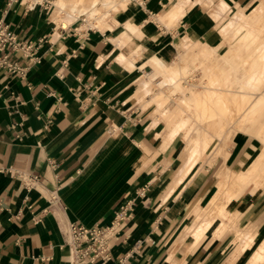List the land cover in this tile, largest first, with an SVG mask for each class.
Instances as JSON below:
<instances>
[{"label": "crops", "instance_id": "0c3cea01", "mask_svg": "<svg viewBox=\"0 0 264 264\" xmlns=\"http://www.w3.org/2000/svg\"><path fill=\"white\" fill-rule=\"evenodd\" d=\"M47 1V8L28 11L0 0V24L20 40H42L39 63L12 55L20 65H30L25 78L0 69V264H69V225H108L129 199H134L132 215L109 242V264H227L225 236L198 246L192 236H181L193 207L195 175L182 191L179 182L164 196L174 181L164 176L171 164L153 161L156 154L147 145L162 130L146 129L152 110L148 116L135 98L146 69L152 72V58L169 62L185 38L220 42L222 17H212L213 6L188 0L199 5H186L184 15L166 26L157 19L178 0H135L112 12L115 24L101 30L81 26L90 20L89 11L54 15L57 0ZM219 1L234 10L252 4ZM122 32L141 50L116 47L112 39ZM16 172L37 176L36 187L24 188ZM263 199L236 210L238 220L252 222L254 205ZM178 240L179 249L201 255L172 257Z\"/></svg>", "mask_w": 264, "mask_h": 264}, {"label": "bare ground", "instance_id": "6f19581e", "mask_svg": "<svg viewBox=\"0 0 264 264\" xmlns=\"http://www.w3.org/2000/svg\"><path fill=\"white\" fill-rule=\"evenodd\" d=\"M198 1L201 2V0H194V2ZM202 1L210 6L212 0ZM128 2V0H57L54 15L63 10L68 16L77 17L89 11L90 22L84 18L85 25L86 22L91 24L92 19H95L93 22L95 27L102 30L115 24L112 12L124 8ZM192 4L193 2H188V0H178L163 16L158 17L159 22L166 26L175 24L184 15L186 5L188 7ZM213 8L216 19L223 17L228 11L227 6L223 3L213 6ZM251 15L252 13L242 21H237V18L234 17L230 22L224 24L223 31L228 34L226 36L227 43L234 41V44L222 59H218L209 49L210 47L202 46L201 42L195 39L185 38L180 44L184 52L175 53L172 56V60L176 59L177 63L173 62L171 66H168L165 61L160 59L149 60L153 71L160 73L168 82L165 85L171 87L178 94L177 101L173 102V107L170 110H167L163 105L166 96L160 98V104L156 109L158 115L161 116L162 127L168 130L166 141H173L182 132L185 145L188 146V153L183 159L182 167L176 171L173 183L164 192L165 197L174 191L183 172L192 167L205 153L209 152L211 155L215 152L213 147L216 140L233 136L248 125L253 117L257 115L258 119L261 116L260 112L264 108V90L262 97L260 93L258 95L251 91H261V86L264 83V42L261 41V32L264 30V11L260 10V28L258 26L250 28L247 25L248 20L246 19ZM66 25L63 23V27ZM83 25L81 24V26ZM125 28L130 33L137 31L135 26L129 24H126ZM112 40L116 47L121 46L127 50H139L141 47L124 32ZM233 58L238 59L240 64L248 69L242 73L239 87L235 86L233 75L228 73L229 62ZM129 68L131 70L136 68V64L132 60ZM197 68L201 69L203 79L200 82V87L197 86L198 89L195 88V82L189 83L188 81ZM146 83L147 79L143 80L136 93V97L140 101L147 91ZM158 99L154 97L151 101L156 102ZM221 150L223 151V149ZM205 159L208 161L209 157ZM263 184L264 147L245 169L234 171L225 168L223 170V178L217 183L207 204L197 211L195 220L189 228L180 230L181 236L191 235L197 241L215 221L219 220L220 226L231 227L237 242L244 243L245 247L251 245L253 236L244 233L242 229L233 224L234 215L229 213L227 207L246 186L259 187ZM179 210L178 208L177 211ZM247 264H264V241L252 253Z\"/></svg>", "mask_w": 264, "mask_h": 264}, {"label": "rangeland", "instance_id": "374dc122", "mask_svg": "<svg viewBox=\"0 0 264 264\" xmlns=\"http://www.w3.org/2000/svg\"><path fill=\"white\" fill-rule=\"evenodd\" d=\"M128 1L130 2L131 0H128ZM136 1L141 2L140 0H136ZM217 1L218 0L210 1L211 3L210 6H207L205 2H203L202 0L201 2L200 1L198 2H200L201 6H203L202 4H205V7L216 6L220 3H223L224 5H226L228 8V11L222 17V21L224 22V24H227L228 22H230L232 18L234 17L237 18V21H242L247 16H249V14L252 13L251 17L246 19L248 20L247 25H249L250 28H257V26L260 28L259 26L260 16L259 15H260L261 9L262 11H264V0H252V4L250 7L247 8V10L240 9V8L236 10H234L233 8L230 9L225 2L223 1L217 2ZM196 5H199V4H192V6H196ZM214 8L212 9V13H211L213 18H215L214 13H213ZM256 10L257 12H255ZM151 21L153 22V20ZM157 22L160 23L159 19H157ZM83 26L87 28H90V27L95 28V24L85 25L84 23ZM223 27L224 25H222L220 29V33L222 35V39L220 42L218 41L212 44H206V43L201 42L202 46L210 47L209 49L212 51V53L215 54V56L218 59H222L231 50V46L234 44V41L227 43L228 40L226 39V36L228 34L227 32L223 31ZM132 34L134 33L132 32ZM261 41L264 42V30L261 32ZM140 50H141V47L139 50H132V51L138 52ZM183 52L184 51L182 50V47H179L176 54H180ZM233 59L231 62H229L230 70L228 71V73L233 75V81L235 83V86L239 87L240 86L239 80L241 79V76L243 75L242 73L243 72L245 73V71L248 69H246V67L241 65L238 59H234V60ZM173 62L177 63L178 61L175 59L174 61L170 60L169 62H165V63L168 66H171ZM194 73L192 74V76L189 77L188 81L189 83L195 82L194 83L196 86L195 88L198 89V87H200V82L203 80L201 69L197 68V70ZM145 79H147V83H146L147 91L146 93H144V96L142 97V101L138 100L137 97L135 98L138 102H141L142 109L143 108L147 109L146 113L148 116L152 110L150 119L146 125V129L148 131H155L156 128H160L162 130V133H160L158 137L149 138L148 140L149 143L147 145H148V148L151 149L152 153L156 154V156L153 158V161L156 158H157L156 160L158 161H161V159L162 160L165 159V161L167 160L171 164V167L165 169L164 176L167 177V179H172V178L175 179L174 175L176 171L182 167L181 165H182L183 159L186 157L188 153V146L185 145L182 132L178 134L175 137V139H173V141L171 142L166 141V135L168 133V130L162 127V124L160 121L161 116L158 115V112H156V109L158 108L160 104V98L166 96V99L163 105L164 107H166L167 110L168 109L170 110L171 107H173V102L177 101L176 98L178 97V94L175 91H173L171 87L165 85L166 83L168 84L167 80H165V78H163V76L160 73H157V72L155 73L153 71V67H152V72L149 68L146 69L143 80ZM263 85L261 86L262 87L261 91H258V92L256 90L254 91L250 90V91L258 95L260 93L262 97L263 90H264ZM154 97H156V99L157 98L159 99L156 102L151 101L152 99H154ZM146 103L148 104L146 105ZM260 115L261 116L258 119H257V115L253 117V120L249 122L248 125L244 126L241 131L237 132L233 136L224 137L219 140H216L214 142V147H213V149H215L214 153L210 155V153L207 152L204 155L201 162L198 163L195 168L192 166L188 170L183 172V175L181 176V179L179 181L181 183L179 185L180 190L184 186V184L188 180H191V178L195 175L194 177L195 183L191 186V195L194 194L193 207H192V211L190 215L186 218L184 222V225L186 226H184L183 228H186V227L189 228L195 220L197 211L207 204L209 197L213 194L216 188L217 183L222 180L223 170L225 168H229L234 171L245 169L260 153L261 149L264 147V128H263L264 108L260 112ZM237 146L239 147V149ZM221 149H223V151ZM211 156L212 158H210ZM207 157H209V159L208 161H205L206 160L205 158ZM177 164H178V168L175 167ZM157 171H162V169L160 170L158 169ZM260 194L264 196V184L259 187L248 185L245 187L242 193L235 200H233L227 207L229 213L234 215L233 224L236 225V227H239L240 229H242L244 233H249L253 236L251 245L245 247L244 243L242 244V243L237 242L234 237V231L231 230V227L220 226L219 220L215 221L210 226V228L206 231L205 235H203L197 241L194 239V244L198 246L199 244H202L203 241L211 242L216 238L222 239L225 236L223 241L228 242L229 244V249L226 251V255L227 257H230V259L227 261L228 262L227 264H247L252 253L264 241V199L263 201H260L258 204L254 205L255 206L253 208L254 213L251 218L252 222H250L249 224L246 221L242 223L240 220H238L237 213L235 211L236 210L244 211L246 209L245 206H248L251 203H254V201H256L257 199L259 200V197L260 199L262 198ZM240 200H242V204H241L242 207H238V203L240 202ZM182 237L184 238L186 236L184 235ZM181 241L182 240L180 241L178 240V242H176V246H175V243L173 244L174 247L170 251V254L172 255V257L174 258L179 257L180 259H183L191 255H195L196 257L201 255V252L200 251L198 252L197 249H193V248L179 249V245L181 244Z\"/></svg>", "mask_w": 264, "mask_h": 264}, {"label": "built area", "instance_id": "2783aa9c", "mask_svg": "<svg viewBox=\"0 0 264 264\" xmlns=\"http://www.w3.org/2000/svg\"><path fill=\"white\" fill-rule=\"evenodd\" d=\"M135 1V0H131ZM19 4L25 10L31 11L37 8H47L50 4L47 0H9L8 5ZM30 43L20 40L18 36L6 25L0 24V69L10 74L25 78L30 65L40 62L38 56L39 43ZM13 54H19L21 59L29 62V66H22L12 59ZM24 188L31 190L38 183L37 176L16 172ZM140 196L143 192H137ZM134 199L125 201L115 212L105 226L87 227L81 224L72 223L68 228V248L69 264H109L111 261L109 242L113 238H118L121 225L132 215V205ZM2 204L0 202V211Z\"/></svg>", "mask_w": 264, "mask_h": 264}]
</instances>
